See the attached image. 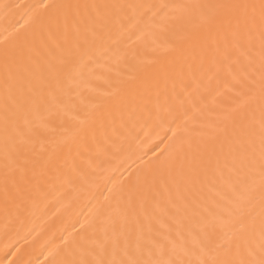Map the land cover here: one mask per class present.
I'll return each instance as SVG.
<instances>
[{
	"label": "bare ground",
	"instance_id": "obj_1",
	"mask_svg": "<svg viewBox=\"0 0 264 264\" xmlns=\"http://www.w3.org/2000/svg\"><path fill=\"white\" fill-rule=\"evenodd\" d=\"M260 4L0 0V264H260Z\"/></svg>",
	"mask_w": 264,
	"mask_h": 264
},
{
	"label": "snow or ice",
	"instance_id": "obj_2",
	"mask_svg": "<svg viewBox=\"0 0 264 264\" xmlns=\"http://www.w3.org/2000/svg\"><path fill=\"white\" fill-rule=\"evenodd\" d=\"M216 9V13L212 16H208L204 19L203 23L211 25L212 23H214L215 19L217 17H225L229 14V12L232 9L241 7L240 5H234V4H219V5H215L213 6ZM243 7H248L247 5H244ZM255 7V6H253ZM260 13H261V21L262 24H264V0H261V4H260ZM260 264H264V260H262L260 262Z\"/></svg>",
	"mask_w": 264,
	"mask_h": 264
}]
</instances>
